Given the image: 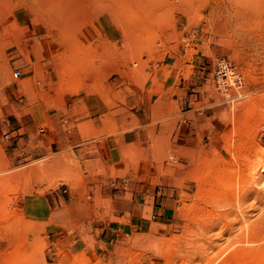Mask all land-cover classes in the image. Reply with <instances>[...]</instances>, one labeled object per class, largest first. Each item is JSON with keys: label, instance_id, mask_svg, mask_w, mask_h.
I'll use <instances>...</instances> for the list:
<instances>
[{"label": "rangeland", "instance_id": "1", "mask_svg": "<svg viewBox=\"0 0 264 264\" xmlns=\"http://www.w3.org/2000/svg\"><path fill=\"white\" fill-rule=\"evenodd\" d=\"M27 1L0 0V264H264L199 231L218 174L264 153V0H138L109 27L100 2L65 30Z\"/></svg>", "mask_w": 264, "mask_h": 264}, {"label": "bare ground", "instance_id": "2", "mask_svg": "<svg viewBox=\"0 0 264 264\" xmlns=\"http://www.w3.org/2000/svg\"><path fill=\"white\" fill-rule=\"evenodd\" d=\"M3 1L6 2L7 0ZM34 1L37 0H28V4L25 6L31 10V12L38 14L39 9L33 5ZM137 1L138 0H42L44 4L43 9L47 11V16L55 17L50 18L55 20L53 23L58 24L61 27V30L70 29L74 26L80 27L83 23V18L87 15V12L93 11L95 7L98 8L100 2L102 5L105 4L103 8L101 7L103 14L97 16L95 15L93 16V19H95L98 24H106L107 22L105 19H108V17L112 20V22L114 21V18L119 19V15L122 16L124 6L129 7V12L127 14L130 15L134 7L133 2L135 3ZM150 1L151 0H139V2L143 4ZM238 9L222 7V12H224L223 15H225V12L231 14L232 10L234 11V14L239 15L241 21L239 20L234 24L237 27L239 24H243L245 21H247L250 17L249 10L243 11L240 10V8ZM230 18L231 16L228 19L229 22L231 21ZM110 25L111 23H107V27ZM252 159L250 160L249 158L244 160L247 161L246 166L244 164V167L238 171V174H235L232 171V168L230 170L232 173L229 172L226 175H223L226 170L225 168L221 172L219 171L220 173L218 174V178L216 177L217 180L213 179V181L216 180L217 183L215 186L211 187V189L215 190L216 192L211 193L208 198L211 199L209 200V207L211 206V211H209L207 215L204 216L206 218V223H203L201 230H199L201 233L203 231L204 233L211 232L215 229H218L219 231L221 230L220 236H226V242L228 243L224 249H227L228 251H239L242 253L247 251L249 252L252 248L253 251L254 249L257 250L258 247L264 249V209L261 210V213L259 212L260 215L256 220L248 222L247 215H245L246 213L244 214L242 208V205L251 198H253L255 204L264 205V190L259 189V186L261 187V185H264L260 181L261 172L264 171V153H261V155H256V159ZM205 181H202L203 184ZM222 188L223 190L220 191ZM216 196L217 198L215 199ZM234 230L237 232L236 234L234 233ZM195 232H197V230H195L192 234H195ZM200 250H202V248H200ZM223 250L221 251L224 252Z\"/></svg>", "mask_w": 264, "mask_h": 264}, {"label": "crops", "instance_id": "3", "mask_svg": "<svg viewBox=\"0 0 264 264\" xmlns=\"http://www.w3.org/2000/svg\"><path fill=\"white\" fill-rule=\"evenodd\" d=\"M150 95L149 89L143 93L142 95V102L141 105H146L145 101H148ZM153 193V192H152ZM157 197L159 196V193L156 194ZM146 197V196H145ZM144 197V198H145ZM154 195V206H153V217L151 221L155 223H164L166 222V218L169 217L173 213V209L168 207V202L172 201L173 199L170 198V196H165L163 195V198L160 199L161 201L158 202L159 199ZM145 202V201H144ZM143 202L135 200L132 201V216H131V222H130V227L137 229V228H142L145 224H151V221L146 220L143 217Z\"/></svg>", "mask_w": 264, "mask_h": 264}, {"label": "built area", "instance_id": "4", "mask_svg": "<svg viewBox=\"0 0 264 264\" xmlns=\"http://www.w3.org/2000/svg\"><path fill=\"white\" fill-rule=\"evenodd\" d=\"M18 73H19L18 71L14 72L13 73L14 77H17L18 76ZM41 131H43V130H41Z\"/></svg>", "mask_w": 264, "mask_h": 264}]
</instances>
